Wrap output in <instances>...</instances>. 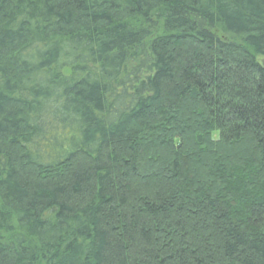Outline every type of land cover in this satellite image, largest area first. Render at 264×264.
Returning <instances> with one entry per match:
<instances>
[{"label": "trees", "instance_id": "trees-1", "mask_svg": "<svg viewBox=\"0 0 264 264\" xmlns=\"http://www.w3.org/2000/svg\"><path fill=\"white\" fill-rule=\"evenodd\" d=\"M264 0H0V264H264Z\"/></svg>", "mask_w": 264, "mask_h": 264}, {"label": "bare ground", "instance_id": "bare-ground-1", "mask_svg": "<svg viewBox=\"0 0 264 264\" xmlns=\"http://www.w3.org/2000/svg\"><path fill=\"white\" fill-rule=\"evenodd\" d=\"M258 62L264 67V59L263 58H258Z\"/></svg>", "mask_w": 264, "mask_h": 264}]
</instances>
